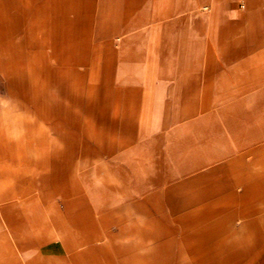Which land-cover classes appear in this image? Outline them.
I'll return each mask as SVG.
<instances>
[{"label":"rangeland","instance_id":"obj_1","mask_svg":"<svg viewBox=\"0 0 264 264\" xmlns=\"http://www.w3.org/2000/svg\"><path fill=\"white\" fill-rule=\"evenodd\" d=\"M255 2L251 7L249 0H72L65 12L74 22V41L64 56L51 26L44 24L55 14L49 2L0 0V19L11 17L9 33L16 45L9 48L15 62L10 71L19 73L0 80V180L5 186L0 264L29 258L5 232L9 221L21 217L33 222L40 237H55L43 246V252L53 251L51 258L34 257L35 264L89 258L96 264H161V256L144 251L165 254V264H203L202 252L218 259L255 245V239L236 237L256 235L258 224L242 221L264 212L255 206L258 194L264 195V136L258 142L251 135L264 132V126L250 120L249 142L233 145L247 152L235 167L244 174L236 190L246 195L249 207H207L230 204L231 193H218L211 202L200 199L204 193L195 191L197 185L175 181L179 167L199 154L200 128L189 122L208 113L209 97H196L206 104L196 113L188 110L192 97L172 94L166 96L167 113L148 110L161 78L170 83L188 67L208 71L209 56L264 50V0ZM233 66L248 67L253 80L264 78V63ZM246 105L250 116H264V105ZM149 114H165L167 128L147 121ZM59 175L67 194L55 191L52 199L36 203L40 192H53ZM19 190L21 195L12 196ZM209 230L212 239L203 240ZM119 246L129 255L117 257ZM229 256L235 264L254 258Z\"/></svg>","mask_w":264,"mask_h":264},{"label":"crops","instance_id":"obj_2","mask_svg":"<svg viewBox=\"0 0 264 264\" xmlns=\"http://www.w3.org/2000/svg\"><path fill=\"white\" fill-rule=\"evenodd\" d=\"M43 1L49 2L51 4V8L55 13L52 18L49 17L48 19H45L44 24L48 22L47 26H51L54 41L60 44L64 56H67L70 53V45L74 41V22L72 19H70L65 11L67 6L72 3V0ZM249 1L252 7L256 3L255 1L259 0ZM0 21V80L8 78H19V76L16 75L19 74L18 72H16L15 70L10 71V66L15 64V62L10 59L9 48H16V45L13 44V40L10 37L9 33L12 28V19L11 17L9 18L7 16H4L2 17V19H0ZM257 48L259 47H253L252 49L255 50ZM263 51L259 49L258 51H256V54L254 53L252 55H225L219 57L209 56L208 63H210L212 66L209 67L208 71H192V69L194 70L196 68L188 67L186 68V70L190 69L192 72L190 70H187L186 73H183L182 77L181 74H178L177 78H172V82L170 83L166 78H161L159 83H156L155 87L152 88L154 89V93H151V95H154V97L156 98L148 104V110L150 113H152L153 111L158 113H167L170 108V102L169 99L166 98V96H168L169 94L178 96L180 98L192 97V109L188 110H192L193 113L203 111L204 108L202 106L206 105L204 104V102L202 104L201 100L196 99V97H209L208 105L210 107L208 113H200L189 122V124L193 123L196 127L198 125V128H200L199 135H201L200 137H202V139L198 147L199 154L195 156V162L187 163L184 165L181 164L183 166L179 167L178 172L176 173L177 180L175 181L178 186H180L181 183L193 185V187L197 185L198 188L196 187L195 191L204 193L200 195V199L202 197L203 199H211V202L217 201H214L213 199L215 196H217L218 193H221L223 191L231 193V200H229L231 201L230 204L225 202L223 204H210L207 207H249L246 195L243 194L242 191L236 190L237 183L241 181V177L244 174L242 168L235 167L240 165V161L243 159V157H245L247 152L237 150L239 146L237 148H234L233 145L236 144L241 146L249 142V127L251 124L249 122L250 120L256 121L257 127L264 126L259 124L264 116H250L249 112L247 111L248 105H246V103L248 102L253 105H264V78H256L255 80H253L249 75L248 67H234L233 64L246 65L249 63H264ZM217 64H219V67L217 66ZM50 72L51 71H48L49 75ZM35 73H37V71ZM39 73L40 72H38L37 74ZM65 78H68V76H65ZM169 87H171L170 92L168 89ZM218 97H224V99L220 100L218 99ZM180 98L177 99L178 103L180 101ZM187 103H184L183 106H185ZM21 106L24 107V104ZM61 106L62 109L60 108L59 111L65 113V111L67 110L66 106ZM180 106L181 104H178L176 110H180ZM148 110L146 109V111ZM218 112L222 114L218 116ZM164 115L165 114H162L160 118H155L152 114L146 116L147 121H149L150 123H152V120L154 119L156 122H164V128H167L168 118ZM163 124H161L160 129L161 135H163ZM156 126H158V124H156ZM251 135H253V137L258 139L257 141L260 142L262 139L259 137L264 136V132L256 131ZM3 137L4 134L0 132V145L4 143H2ZM158 144L162 150L163 143L158 142ZM153 150L155 151L157 149ZM184 158H186V156ZM184 176H186L187 178H183ZM223 176H225V179H222ZM61 179L62 177L60 175L57 176L55 182L56 187L53 189V192L49 193L48 195H42V193L40 192L39 196H42L41 200H35V202L43 203L48 201L49 199H52L55 191L66 195L68 190L64 186V183L61 181ZM224 180L226 184L222 183ZM228 181L229 184H227ZM4 191V182L0 180V201H3L5 198V195H3ZM245 192H247V190H245ZM17 194L21 195V190L17 191L12 196H16ZM262 197L263 198H261V195L258 194V199L256 200L257 204L255 205L257 208H264V195H262ZM18 201L20 202V200ZM30 201V199L25 200V202ZM210 214L211 212H208V215ZM249 222H255L258 224L257 230L255 231L256 235L252 237H249L248 235L240 236L236 237V239H255L256 241L253 247H246L245 252L240 251L224 253V256L218 257V259H216L217 257H209V255H213L210 252H202L199 255H202L200 257L203 258V264H235V262H233L234 260L231 259L233 257H230L229 255L238 254L254 255V258L250 261L249 264H264V212L258 213L256 220L250 221L246 219L242 221V223ZM32 223L33 222L30 221V219L21 217L17 218L16 220L9 221L6 226V235L12 241L16 250L24 257H29L23 258L22 262L18 264H35L34 257L42 256L45 257L44 259H46V257L51 258L52 256L51 253L53 251L45 253L43 252V246L47 243V241H51L55 239V237H40L39 235H37ZM212 232L213 231L209 230V235L205 236L203 240L212 239L213 236H210ZM252 248L255 249V252ZM116 249L118 250L116 251L117 257L121 258L122 256L125 257L129 255L128 253L123 251L124 247L122 248L121 246H119ZM142 253L143 255L161 256V264L168 263V259H164L165 254L155 252L150 254L146 251ZM167 255L171 254L168 253ZM78 257L80 256H77V258ZM77 261L74 263H97L95 258H89L88 260L84 261ZM118 263L120 264V261Z\"/></svg>","mask_w":264,"mask_h":264}]
</instances>
